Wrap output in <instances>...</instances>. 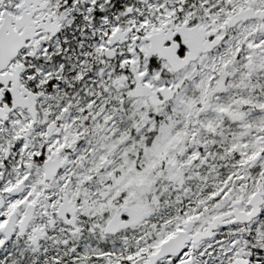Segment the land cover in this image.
Segmentation results:
<instances>
[{
  "label": "snow or ice",
  "instance_id": "6c2138e0",
  "mask_svg": "<svg viewBox=\"0 0 264 264\" xmlns=\"http://www.w3.org/2000/svg\"><path fill=\"white\" fill-rule=\"evenodd\" d=\"M0 264H264V0H0Z\"/></svg>",
  "mask_w": 264,
  "mask_h": 264
}]
</instances>
